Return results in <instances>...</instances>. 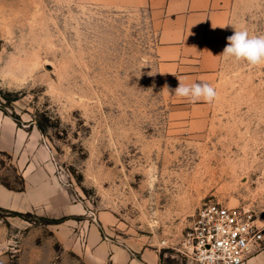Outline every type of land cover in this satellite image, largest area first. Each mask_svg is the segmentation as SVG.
Here are the masks:
<instances>
[{"label":"rangeland","instance_id":"374dc122","mask_svg":"<svg viewBox=\"0 0 264 264\" xmlns=\"http://www.w3.org/2000/svg\"><path fill=\"white\" fill-rule=\"evenodd\" d=\"M234 27L264 35V0H231L222 52ZM156 45L146 9L0 0V109L48 144L87 209L74 220L109 212L107 239L144 240L160 264H198L181 242L202 202L247 208L264 228V65L221 56L202 82L216 99L190 103L165 90ZM2 181L20 180L6 166ZM42 218L0 208V264H91L85 230L60 240Z\"/></svg>","mask_w":264,"mask_h":264},{"label":"crops","instance_id":"0c3cea01","mask_svg":"<svg viewBox=\"0 0 264 264\" xmlns=\"http://www.w3.org/2000/svg\"><path fill=\"white\" fill-rule=\"evenodd\" d=\"M115 8L149 10L157 25L156 70L163 85L174 89L178 78L185 84L212 79L220 65L231 0H97ZM162 73V74H161ZM167 92L168 90L165 89ZM171 93V91H169ZM0 208L33 213L40 217L65 219L50 223L55 236L63 240L71 230L86 231L83 252L91 264H160L159 249L135 237L107 239L102 231L113 223L109 212H98L94 220L74 216L86 214L82 203L74 202L62 180L48 144L40 133L26 129L0 109ZM6 166L22 180L16 190L4 185ZM15 187V186H12ZM242 264H264V245L248 255Z\"/></svg>","mask_w":264,"mask_h":264},{"label":"built area","instance_id":"2783aa9c","mask_svg":"<svg viewBox=\"0 0 264 264\" xmlns=\"http://www.w3.org/2000/svg\"><path fill=\"white\" fill-rule=\"evenodd\" d=\"M263 229L251 210L207 200L196 207L181 252L198 264H242L264 245Z\"/></svg>","mask_w":264,"mask_h":264},{"label":"clouds","instance_id":"9594fccd","mask_svg":"<svg viewBox=\"0 0 264 264\" xmlns=\"http://www.w3.org/2000/svg\"><path fill=\"white\" fill-rule=\"evenodd\" d=\"M227 41L228 43L220 56L236 62H246L250 66L264 65V35H250L246 29L237 30L235 28L233 34L227 37ZM178 81L176 88L169 89V86L165 85V89L168 92L171 91L174 96L187 99L190 103L200 100L212 103L217 97L216 89L208 83L188 85L179 78Z\"/></svg>","mask_w":264,"mask_h":264},{"label":"trees","instance_id":"16d2710c","mask_svg":"<svg viewBox=\"0 0 264 264\" xmlns=\"http://www.w3.org/2000/svg\"><path fill=\"white\" fill-rule=\"evenodd\" d=\"M19 180L20 181H19L18 185L15 186V187H12L11 185H8L5 182H2V183H4V185H6L7 187H10V188H13V189H16V190H21L23 188V183H22L21 179H19ZM9 212L11 214H13V215H19V216L23 214L21 212H16V211H9ZM42 219L47 221V223H59V222L63 221L65 218L64 217H60V218H46V217H43Z\"/></svg>","mask_w":264,"mask_h":264}]
</instances>
